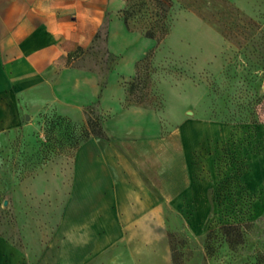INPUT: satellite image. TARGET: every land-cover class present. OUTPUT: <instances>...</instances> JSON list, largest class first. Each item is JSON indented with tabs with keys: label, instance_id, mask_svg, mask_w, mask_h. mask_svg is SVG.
Listing matches in <instances>:
<instances>
[{
	"label": "crops",
	"instance_id": "1",
	"mask_svg": "<svg viewBox=\"0 0 264 264\" xmlns=\"http://www.w3.org/2000/svg\"><path fill=\"white\" fill-rule=\"evenodd\" d=\"M126 10L127 0H0V140L28 137L43 116L80 124L90 110L102 132L46 160L54 185L39 186V208L50 199L54 222L22 226V248L0 236V264H172L168 214L187 199L207 206L194 152L208 127L186 119L167 131L141 101L153 40ZM16 189L29 196L27 183Z\"/></svg>",
	"mask_w": 264,
	"mask_h": 264
},
{
	"label": "rangeland",
	"instance_id": "2",
	"mask_svg": "<svg viewBox=\"0 0 264 264\" xmlns=\"http://www.w3.org/2000/svg\"><path fill=\"white\" fill-rule=\"evenodd\" d=\"M126 17L153 40L141 101L167 131L186 119L208 127L204 150L194 152L205 160L207 206L187 199L168 214L172 264H264V0H127ZM86 114L80 124L43 116L28 137L0 140V236L18 247L22 226H52L53 202L39 208V186L54 185L44 163L99 132L95 112Z\"/></svg>",
	"mask_w": 264,
	"mask_h": 264
},
{
	"label": "trees",
	"instance_id": "3",
	"mask_svg": "<svg viewBox=\"0 0 264 264\" xmlns=\"http://www.w3.org/2000/svg\"><path fill=\"white\" fill-rule=\"evenodd\" d=\"M126 20H127V17H126ZM128 22V21H127ZM99 124V123H98ZM99 129H100V126H99ZM95 135H102V132H101V129L99 130V132Z\"/></svg>",
	"mask_w": 264,
	"mask_h": 264
}]
</instances>
